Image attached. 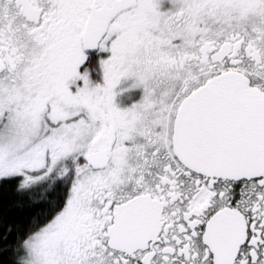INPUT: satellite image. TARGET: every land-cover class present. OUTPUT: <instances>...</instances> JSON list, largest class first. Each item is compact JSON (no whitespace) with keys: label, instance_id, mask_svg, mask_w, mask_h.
<instances>
[{"label":"snow or ice","instance_id":"obj_1","mask_svg":"<svg viewBox=\"0 0 264 264\" xmlns=\"http://www.w3.org/2000/svg\"><path fill=\"white\" fill-rule=\"evenodd\" d=\"M0 264H264V0H0Z\"/></svg>","mask_w":264,"mask_h":264}]
</instances>
